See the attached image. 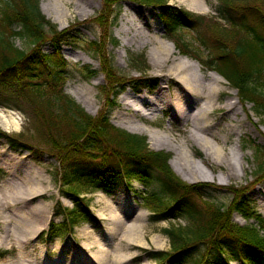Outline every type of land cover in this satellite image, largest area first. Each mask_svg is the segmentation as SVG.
<instances>
[{"label": "trees", "instance_id": "obj_1", "mask_svg": "<svg viewBox=\"0 0 264 264\" xmlns=\"http://www.w3.org/2000/svg\"><path fill=\"white\" fill-rule=\"evenodd\" d=\"M120 1L103 0L105 11L96 18L101 26ZM135 2L157 10L176 49L214 70L237 90L242 103L251 104L255 115L264 118V0H218L217 18L226 25L215 18L176 9L165 0ZM116 16L115 11L111 20ZM185 31L193 33L191 41L184 39ZM106 38L80 41L70 30H58L41 13L39 0H0V107L31 117L39 145L3 132L0 138L14 151L52 157L59 167L55 175L63 188L61 194L74 203V208L65 210L67 223L50 226V237L64 235L79 222L93 219L80 195L96 189L111 191L125 178L145 187L138 196L143 208L151 212V221L186 223L183 227L171 224L161 231L171 251L148 252L158 264H188L200 248L207 249L208 255L199 264L236 260L264 264V219L252 207L246 191H233L232 200L219 206L211 198L207 200L204 184L181 182L168 165L169 154L150 150L145 137L110 124L109 113L125 82L116 80L112 63L104 56ZM15 39L23 40L27 48L15 47ZM44 45L52 52H44ZM64 45L83 48L101 58L110 91L96 117L87 114L64 91L70 75V65L61 52ZM97 74L88 68L84 76L93 78ZM152 85L153 79H139L134 86ZM256 149V157H264V149ZM255 167L254 177L264 181V167ZM235 213L254 224L238 226L231 221ZM54 228L59 231L54 232Z\"/></svg>", "mask_w": 264, "mask_h": 264}, {"label": "rangeland", "instance_id": "obj_2", "mask_svg": "<svg viewBox=\"0 0 264 264\" xmlns=\"http://www.w3.org/2000/svg\"><path fill=\"white\" fill-rule=\"evenodd\" d=\"M55 1L39 0V8L44 17L56 25L58 30H70L78 40L88 42L98 41L106 35L104 56L112 63L118 77L116 80L131 84L135 80L155 78L156 88L161 85L167 86L170 97L176 91L178 92V85L173 80H166L162 84L161 77L158 76L159 72L150 63L148 46L142 49H136V46L132 44L122 47V39L126 35L120 31V28L123 26L122 19L125 15L138 21L143 26V30H148L150 35L155 34L169 42L174 48L175 55L182 56L174 44L166 38L163 25L157 17V10L140 6L135 0H122L115 5V8H111L109 17L105 18L106 21L101 26L96 18L105 11L103 0H69L64 5L68 12L67 21L60 28L58 22L48 18L41 10L43 5L50 7ZM86 1L90 2V6L84 9ZM165 1L168 5L182 8L210 20H213L210 17L215 16L214 8L218 4V0H204L209 8L208 12L196 13L189 10L182 0ZM82 9L84 11L80 13ZM115 11L117 16L111 20ZM52 12L51 15H53ZM128 36H131V33ZM191 38V33L185 31L184 39L191 41ZM13 43L18 49L27 48L23 40L15 39ZM42 50L47 53L52 52L48 45H44ZM61 52L70 65V75L64 87L65 93L87 114L92 117L98 116L105 106V98L110 91L109 80L101 70V58L94 57L92 53L73 45H64ZM203 55L205 56L206 52ZM186 58L192 60L189 57ZM194 62L200 68L204 79L207 78L208 72L211 71L198 62ZM88 68L98 72V75L94 78L85 77L84 73ZM221 79L222 90L217 96L220 107L210 114V119L212 123L218 124V129L214 130V133L218 135L214 138L223 147L226 157H230L229 153L234 154V171L237 176L228 177L225 163L221 165L213 163L201 150L190 145L188 146L191 156L201 162L198 168L201 171L195 172L194 175L208 177L212 171L211 176L215 179L195 180L189 183L173 171L170 161L169 167L185 184H204V191L209 196L206 197L207 200L211 198V201L219 206H226L232 200L233 191H246L254 210L264 218L260 211L264 203V181L261 180L263 178L260 179V176L254 177L255 166L262 164L264 167L263 155L259 159L256 157V151H258L256 148L264 149V118L255 115L252 105L240 102L236 90L223 78ZM94 81L97 85H93ZM77 89L90 92V101L85 106L76 100L75 90ZM130 90L135 94L141 91L129 87L117 96L115 107L109 113L110 124L131 135L145 137L150 150L169 154L172 160L173 153L154 150L148 142V136L131 133L120 125L117 118L120 113L133 114L132 110L126 111L121 102L123 96ZM227 101L235 103L236 116L225 108ZM200 105L201 101L192 100L190 111ZM168 108L164 107L157 112L152 122L141 117L136 119L157 130L167 132L169 138L185 139L190 123L183 124L172 117V110ZM0 114L7 118H16L19 122L17 129L11 125L6 128L0 125V132L12 138L21 137L22 140L38 147L37 133H35L36 130L34 131L31 117L29 119L27 115L2 107H0ZM234 125H236L235 132L228 133V126ZM58 169L56 161L47 154L39 152L34 154L25 150L14 151L5 139L0 138V197L7 201L3 208L0 207V264H27L26 261L34 264H155L146 252L171 251L170 242L161 234V231L171 224L175 226L179 224L183 227L186 223L183 220L157 223L151 221V212L143 208L138 196V193L146 191L145 187L137 182L122 184L112 190L109 195L99 190L82 194L79 198H83V201L88 204V211L92 214L93 220L88 223L79 222L69 233L52 236L49 239L50 225L60 227L64 222L67 223L65 210L74 208L73 199L61 195L63 188L55 175ZM181 173L187 178H195L192 173L185 171ZM257 178L260 181L256 183ZM30 191L34 194L31 195V200H26L25 193ZM97 212L104 213L106 219L97 218L95 216ZM231 221L238 226L247 224L237 214H232ZM248 224H254V222L250 221ZM135 227L138 228L140 237L144 241L143 246L129 242L136 238L132 232V229L136 230ZM53 231L57 232L59 229L54 228ZM155 242L162 246L156 245ZM207 255V249L204 252L200 249L189 262L199 264ZM235 263L243 264L241 261Z\"/></svg>", "mask_w": 264, "mask_h": 264}, {"label": "bare ground", "instance_id": "obj_3", "mask_svg": "<svg viewBox=\"0 0 264 264\" xmlns=\"http://www.w3.org/2000/svg\"><path fill=\"white\" fill-rule=\"evenodd\" d=\"M65 2H69V0H56L50 7L44 5L41 7L42 12L54 22H58L60 28L67 21L68 17V12L64 8ZM182 2L189 10L196 13H205L209 9L204 0H182ZM88 5L90 6V2L86 1L84 3V9ZM84 9L79 12H83ZM51 12L53 15H51ZM122 20L124 22L122 23L123 26L120 28V31L126 35L122 39V47L132 44L136 46V49H142L148 46L150 63L159 72L158 76L161 77L162 84L166 80L171 79L178 85V92L180 90L181 92L178 93L176 91L170 97L168 88L164 85L157 87L155 93L151 96H147L146 94H132L128 91L123 96L121 102L124 109L126 111L132 110L133 114L124 115L120 113L117 117L120 125L131 133L148 136V142L154 150H165L173 153L170 165L173 171L186 182L190 183L195 180L212 181L215 179L211 176L212 171H210L211 174L208 177L197 176L198 174H195L196 176L194 175L195 172L198 173L201 171L198 169L201 162L199 160L196 161L191 156L188 145L197 147L213 163L220 165L225 163L228 169V177H236L237 174L234 171L235 162L233 160L234 154L229 153L230 157H226L223 147L214 138L218 135L214 133V130L218 129V124L212 123L210 119V114L220 107L217 96L222 90L221 82L223 81L221 77L216 73L208 72V77L204 79L198 65L184 56L175 55L174 48L169 42L155 34L150 35L148 30L144 31L143 26L134 18H129L124 15V19ZM130 33L131 36H128ZM93 85H97V82L94 81ZM75 94L77 102L84 106L90 101V92L88 90L77 89L75 90ZM194 99L201 101V105L195 110L190 111V106ZM164 107H169L168 109L172 110V117L177 118L183 124L190 123V127L187 130L188 135L185 139L176 140L175 138H169L166 134L167 132L157 130V128L136 119L137 117H141L152 122L157 112L161 111ZM225 108L236 116L237 109L235 108L234 102L227 101ZM86 111L89 112L88 109ZM0 125L4 128L11 125L17 129L19 122L16 118H7L3 114H0ZM235 128L236 125L228 126L227 132H235ZM183 171L192 173L195 178L185 177L181 173ZM33 194L31 191L26 192L25 195L27 196L25 199L31 200V195ZM6 204V199L0 197V207L3 208ZM261 207L260 211L264 215V203H262ZM96 216L100 220L106 219L102 212H97ZM132 230L136 238L129 240V242L143 246L144 241L140 237L138 228ZM155 243L158 246H162V244ZM26 262L27 264H34L30 261Z\"/></svg>", "mask_w": 264, "mask_h": 264}]
</instances>
